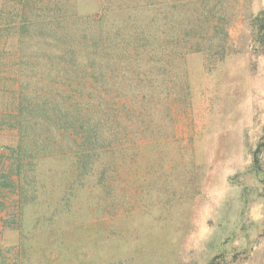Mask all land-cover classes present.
Here are the masks:
<instances>
[{
  "label": "rangeland",
  "instance_id": "obj_1",
  "mask_svg": "<svg viewBox=\"0 0 264 264\" xmlns=\"http://www.w3.org/2000/svg\"><path fill=\"white\" fill-rule=\"evenodd\" d=\"M21 1L0 0V264H264V0Z\"/></svg>",
  "mask_w": 264,
  "mask_h": 264
},
{
  "label": "trees",
  "instance_id": "obj_2",
  "mask_svg": "<svg viewBox=\"0 0 264 264\" xmlns=\"http://www.w3.org/2000/svg\"><path fill=\"white\" fill-rule=\"evenodd\" d=\"M21 4L23 6H29L30 7V12H31V15H35V13H39L41 11H43L45 8V12H48L47 10H50V9H54V11L57 10V5L58 3H56V0H22L21 1ZM53 11V12H54ZM262 15V16H260ZM259 15L258 18H256V30H257V37L260 38V40L262 42H264V11ZM23 16L21 19L23 22L27 23L28 24H31V23H39V24H42L44 22H46L47 24L46 25H54L56 24L57 20H58V17L56 19H54L53 21H47V20H40L38 18H40L39 16H35L31 19H28V17L26 16L25 17V13H23ZM58 16V15H57ZM97 44H93V50L95 53H97V55L100 54V51H102L105 47H103L104 45H101L100 42L96 41ZM92 48V47H91ZM93 131V127H89L87 129V132L88 133H91ZM86 142H88L90 145H92L96 150H100L101 148L104 147V145L106 143H111L110 140L108 141H105V142H102V139L100 136H90L88 135L86 137Z\"/></svg>",
  "mask_w": 264,
  "mask_h": 264
}]
</instances>
